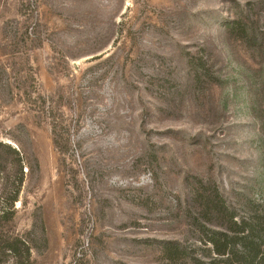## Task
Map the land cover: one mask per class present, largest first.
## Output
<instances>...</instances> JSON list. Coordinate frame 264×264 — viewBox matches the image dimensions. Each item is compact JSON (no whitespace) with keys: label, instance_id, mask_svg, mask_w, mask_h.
<instances>
[{"label":"rangeland","instance_id":"1","mask_svg":"<svg viewBox=\"0 0 264 264\" xmlns=\"http://www.w3.org/2000/svg\"><path fill=\"white\" fill-rule=\"evenodd\" d=\"M235 4L258 46L225 29ZM32 88L45 109L25 101ZM0 141L39 162L4 234L32 264H214L185 179L212 181L238 219L264 216V0H0ZM13 190L0 179V197ZM240 240L230 264L249 259Z\"/></svg>","mask_w":264,"mask_h":264},{"label":"trees","instance_id":"2","mask_svg":"<svg viewBox=\"0 0 264 264\" xmlns=\"http://www.w3.org/2000/svg\"><path fill=\"white\" fill-rule=\"evenodd\" d=\"M233 7L235 8L234 17L226 22L225 29L248 46H258L260 38L251 14L245 12L237 4ZM187 63L190 74L195 79H202L204 75H209L205 70L203 57L188 54ZM23 93L25 101L31 107L39 109L47 107L46 98L36 89H25ZM54 120L51 122L53 143L60 153H64V145L69 143V138L63 123ZM24 167L28 168L31 175L40 170L39 162L33 154L24 155L20 150L0 141V179L10 182L14 187L10 198L0 197V257L6 254L12 255V264H32L31 247L28 242L19 236L4 235L5 223L12 221L16 213L14 204L19 200L26 179ZM185 181L191 186V204L186 215L200 234L205 235L206 239L201 238L200 242L204 246L212 245V248L206 247V249L210 251V255L215 254L214 264L231 263L228 243L238 236L242 239L240 244H237L241 252L247 256L249 254L246 264H264V244H262L264 242V216L258 213L247 214L238 219L239 214L234 209L228 208L212 181H204L196 176L188 177ZM35 217L39 219L37 213H35ZM208 227H213V230H209ZM168 244L165 247V254L171 263H176V257H179L184 249L174 247L175 243L173 242ZM189 257L196 262L197 259L194 256L190 255Z\"/></svg>","mask_w":264,"mask_h":264}]
</instances>
